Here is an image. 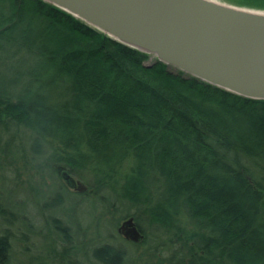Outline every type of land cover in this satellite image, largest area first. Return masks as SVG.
<instances>
[{
	"label": "trees",
	"instance_id": "1",
	"mask_svg": "<svg viewBox=\"0 0 264 264\" xmlns=\"http://www.w3.org/2000/svg\"><path fill=\"white\" fill-rule=\"evenodd\" d=\"M0 128L32 132L58 180L67 171L86 184L59 185L71 220L97 201L113 228L97 240L44 217L58 264H264V100L173 70L43 0H0ZM129 217L144 235L122 241L135 258L118 239ZM11 231H0V264L22 263Z\"/></svg>",
	"mask_w": 264,
	"mask_h": 264
},
{
	"label": "water",
	"instance_id": "2",
	"mask_svg": "<svg viewBox=\"0 0 264 264\" xmlns=\"http://www.w3.org/2000/svg\"><path fill=\"white\" fill-rule=\"evenodd\" d=\"M176 71L247 99L264 100V12L217 0H43ZM79 192L83 182L63 171ZM144 235L135 217L118 228Z\"/></svg>",
	"mask_w": 264,
	"mask_h": 264
},
{
	"label": "rangeland",
	"instance_id": "3",
	"mask_svg": "<svg viewBox=\"0 0 264 264\" xmlns=\"http://www.w3.org/2000/svg\"><path fill=\"white\" fill-rule=\"evenodd\" d=\"M218 1L236 7L264 11L261 10L264 8L255 9L260 6L258 3H263L261 5L263 6L264 0H258L260 1L258 3H250L256 0ZM30 134L32 132L19 131L17 128H13L10 132L0 128V231L6 227L12 230L15 257L21 260V264H58V260L54 258L55 251L61 248H57L55 243L56 236L51 227L52 224L43 223L44 217L58 215L67 224L73 223L78 231L87 228L88 235L97 240H100L99 235L105 237L108 231H113V228L107 226V220H100V213L104 208L97 201L84 202L78 209L76 208L74 220L70 219V214L74 213L71 211L74 200L69 194H63L64 203L57 206V196L63 192L59 190L61 182L66 191L75 189L68 187L63 180L57 179L53 169L46 164L47 156L41 157L35 154L36 142ZM38 168L44 172L45 176L47 175L46 178L37 173ZM24 221L33 222L35 225V233L30 240L32 245L30 253H24V246L19 240V236L27 232L26 229L29 228V224ZM121 223L122 221L120 225ZM115 233L117 235V229ZM82 236L83 234L80 233L79 238L82 239ZM118 236L121 246H127L132 257L135 258L132 247L127 243L122 244V241L128 240L120 234Z\"/></svg>",
	"mask_w": 264,
	"mask_h": 264
},
{
	"label": "bare ground",
	"instance_id": "4",
	"mask_svg": "<svg viewBox=\"0 0 264 264\" xmlns=\"http://www.w3.org/2000/svg\"><path fill=\"white\" fill-rule=\"evenodd\" d=\"M218 1V0H217ZM264 12V11H263Z\"/></svg>",
	"mask_w": 264,
	"mask_h": 264
},
{
	"label": "flooded vegetation",
	"instance_id": "5",
	"mask_svg": "<svg viewBox=\"0 0 264 264\" xmlns=\"http://www.w3.org/2000/svg\"><path fill=\"white\" fill-rule=\"evenodd\" d=\"M140 228V227H139ZM141 230V229H140Z\"/></svg>",
	"mask_w": 264,
	"mask_h": 264
}]
</instances>
